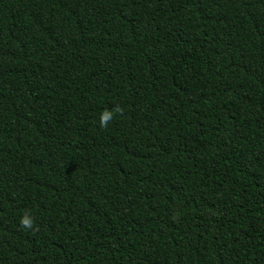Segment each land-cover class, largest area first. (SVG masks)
<instances>
[{
	"label": "trees",
	"instance_id": "obj_1",
	"mask_svg": "<svg viewBox=\"0 0 264 264\" xmlns=\"http://www.w3.org/2000/svg\"><path fill=\"white\" fill-rule=\"evenodd\" d=\"M0 264H264V0H0Z\"/></svg>",
	"mask_w": 264,
	"mask_h": 264
},
{
	"label": "clouds",
	"instance_id": "obj_2",
	"mask_svg": "<svg viewBox=\"0 0 264 264\" xmlns=\"http://www.w3.org/2000/svg\"><path fill=\"white\" fill-rule=\"evenodd\" d=\"M111 119V115H106V116H103L102 119H101V126H106L108 121ZM23 223L25 224V226H31V221L30 220H27L25 219L23 221Z\"/></svg>",
	"mask_w": 264,
	"mask_h": 264
}]
</instances>
